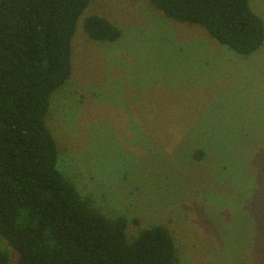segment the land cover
Returning <instances> with one entry per match:
<instances>
[{
	"label": "rangeland",
	"instance_id": "1",
	"mask_svg": "<svg viewBox=\"0 0 264 264\" xmlns=\"http://www.w3.org/2000/svg\"><path fill=\"white\" fill-rule=\"evenodd\" d=\"M250 3L264 20V0ZM91 14L121 36L92 40ZM72 67L47 125L91 205L168 227L179 264H264V43L241 55L150 0H91Z\"/></svg>",
	"mask_w": 264,
	"mask_h": 264
},
{
	"label": "trees",
	"instance_id": "2",
	"mask_svg": "<svg viewBox=\"0 0 264 264\" xmlns=\"http://www.w3.org/2000/svg\"><path fill=\"white\" fill-rule=\"evenodd\" d=\"M90 2L0 0V264L180 263L168 227L108 218L59 167V144L47 125L50 98L72 74L73 38ZM150 3L169 19L203 26L241 55L264 43V20L250 0ZM84 27L92 40L121 36L100 14L88 15Z\"/></svg>",
	"mask_w": 264,
	"mask_h": 264
}]
</instances>
